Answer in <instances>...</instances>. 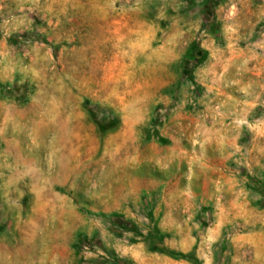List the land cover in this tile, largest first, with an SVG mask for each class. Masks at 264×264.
I'll list each match as a JSON object with an SVG mask.
<instances>
[{
    "label": "clouds",
    "instance_id": "obj_1",
    "mask_svg": "<svg viewBox=\"0 0 264 264\" xmlns=\"http://www.w3.org/2000/svg\"><path fill=\"white\" fill-rule=\"evenodd\" d=\"M0 264H264V0H0Z\"/></svg>",
    "mask_w": 264,
    "mask_h": 264
},
{
    "label": "rangeland",
    "instance_id": "obj_2",
    "mask_svg": "<svg viewBox=\"0 0 264 264\" xmlns=\"http://www.w3.org/2000/svg\"><path fill=\"white\" fill-rule=\"evenodd\" d=\"M119 150V145L116 146V148L114 149V151H118ZM89 159H91V157H89ZM212 237L210 236L209 239H211ZM169 260L175 262L176 261V257H168Z\"/></svg>",
    "mask_w": 264,
    "mask_h": 264
}]
</instances>
